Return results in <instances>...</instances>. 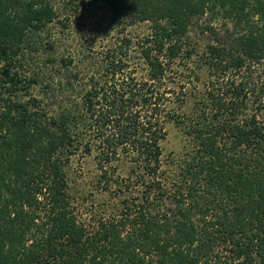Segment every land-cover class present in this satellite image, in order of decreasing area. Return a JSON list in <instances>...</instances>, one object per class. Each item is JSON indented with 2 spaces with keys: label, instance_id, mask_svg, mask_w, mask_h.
<instances>
[{
  "label": "trees",
  "instance_id": "1",
  "mask_svg": "<svg viewBox=\"0 0 264 264\" xmlns=\"http://www.w3.org/2000/svg\"><path fill=\"white\" fill-rule=\"evenodd\" d=\"M87 2L149 24L135 45L145 75L128 71L123 38L80 103L53 111L21 71L52 4L0 0V264H264V88L250 80L264 69V0ZM204 17L214 35L199 52L187 34ZM187 71L191 82L174 81ZM77 78L68 71L65 88ZM168 124L187 145L164 161ZM78 151L94 155L96 189L113 201L87 217L69 193Z\"/></svg>",
  "mask_w": 264,
  "mask_h": 264
},
{
  "label": "rangeland",
  "instance_id": "2",
  "mask_svg": "<svg viewBox=\"0 0 264 264\" xmlns=\"http://www.w3.org/2000/svg\"><path fill=\"white\" fill-rule=\"evenodd\" d=\"M55 11V19L40 33L37 51L26 50L22 62V73L26 76L34 75L40 80V84L32 85L29 95L43 98L49 103L51 110L60 107H70L72 103H80L82 85L88 77L100 70L104 63V55L113 47H118L123 38L132 41L128 54V71H132L138 78L145 75L144 65L137 56L135 47L137 40L144 35L150 34L148 23H131L129 17L123 19L112 15L106 7L100 4H89L87 0H50ZM204 17L195 21L188 29L191 42L197 51L202 52L205 46L212 41L214 35L209 31L201 32L206 24ZM223 22L216 19L210 23L217 35H225ZM232 29V24L228 25ZM48 59L53 61L49 62ZM61 59H72V65L68 68L61 66ZM197 59L188 61L187 67L194 69L200 81L193 87L197 91L205 84L204 72L198 70ZM196 61V62H193ZM252 70L250 80L258 88H264V69ZM78 73V80L72 88H65V75L68 71ZM186 73V72H185ZM190 71L184 74V78H174L176 82H191ZM175 77V76H172ZM49 84L45 90L43 86ZM46 93V94H45ZM23 97L26 92L20 93ZM167 137L162 142L163 160L171 156L180 158L183 156L187 141L181 131L173 125L166 126ZM94 155H85L78 151L71 158L68 167L69 193L73 202L82 210L83 216L87 217L92 210H104L107 203H113L109 195L102 194L96 189L95 180L99 174L94 161ZM98 188V187H97ZM110 208V206H109ZM84 209V210H83ZM103 211V212H104ZM88 214V215H87Z\"/></svg>",
  "mask_w": 264,
  "mask_h": 264
}]
</instances>
